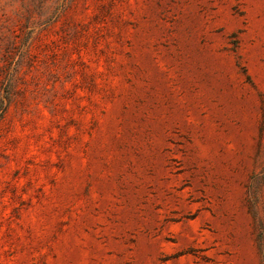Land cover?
I'll return each mask as SVG.
<instances>
[{"label":"rangeland","instance_id":"rangeland-1","mask_svg":"<svg viewBox=\"0 0 264 264\" xmlns=\"http://www.w3.org/2000/svg\"><path fill=\"white\" fill-rule=\"evenodd\" d=\"M0 264H264V0H0Z\"/></svg>","mask_w":264,"mask_h":264}]
</instances>
